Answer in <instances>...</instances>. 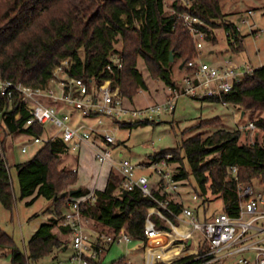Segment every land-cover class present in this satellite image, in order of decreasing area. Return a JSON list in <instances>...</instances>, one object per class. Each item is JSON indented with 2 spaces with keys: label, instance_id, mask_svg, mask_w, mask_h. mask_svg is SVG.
Masks as SVG:
<instances>
[{
  "label": "trees",
  "instance_id": "trees-1",
  "mask_svg": "<svg viewBox=\"0 0 264 264\" xmlns=\"http://www.w3.org/2000/svg\"><path fill=\"white\" fill-rule=\"evenodd\" d=\"M166 0H0V76L17 84L30 87H44L51 79L55 68L65 60L72 62L67 69L73 77H83L98 84L112 79L121 94L129 102L141 90L149 86L138 69L143 60L149 75L161 80L167 87L176 86L174 61L179 60L180 72L191 71L188 62L196 59V41L184 26L181 13L188 12L199 17L211 27H223L228 44H237L236 51L243 48V36L237 25L222 11L220 0H172L173 13L166 15ZM204 28V26H202ZM208 30V29H207ZM209 35L212 32L209 31ZM211 37H208V39ZM216 41L215 38H213ZM121 42L122 49L116 48ZM83 51V54H81ZM122 59L121 67L112 66L110 54ZM173 53L174 60H170ZM184 64L181 69L180 66ZM231 103L244 111L264 112V65L252 75H247L235 91L222 99H208ZM19 114V115H18ZM29 113L19 109V97L13 99L0 92V131L3 148L7 138L17 133L40 136L44 128L37 123L26 126ZM257 129L263 131L260 142L239 144L240 131L210 129L220 124L219 118L201 120L195 127L202 131L179 142L176 148L162 150L152 156V164L166 160L179 162L182 166L173 179L180 181L193 178L196 193L204 198L208 192L220 195L224 210L237 216L240 210L239 184L264 181V116L253 117ZM144 121L141 123H148ZM122 126H131L121 123ZM67 147L59 140L41 145L36 154L16 165L21 197L37 192L53 201L57 214L65 205L80 202L82 215L92 222L100 235H117L120 229L138 242H145V223L149 216L158 230H167L168 220L174 225L180 223L183 205L167 199V193L151 189V195L140 190L121 193L123 176L111 171L104 189L94 191V199L88 198L81 189L76 194L58 197L78 181V173L59 169L61 156ZM5 155V152H4ZM237 169L236 175L233 169ZM264 183V182H263ZM209 184V185H208ZM206 199L196 209L200 221L212 217L207 214ZM0 202L8 209L14 206L13 182L6 156L0 153ZM160 202L167 203L161 211L166 218L149 209ZM57 219L53 217L42 224L29 241V256L26 258L20 248L0 233V249H10L12 264H28L30 259H40L63 246L58 234L53 231ZM91 227V228H92ZM64 234L72 229L69 225L60 227ZM101 240V237H99ZM199 254L209 249L203 238L198 246ZM96 258L86 257L88 264H103V250L95 247ZM195 256L186 257L173 264H197ZM205 260V259H204ZM115 264V263H114ZM116 264H123L118 262ZM156 264H167L158 262ZM219 264V263H212Z\"/></svg>",
  "mask_w": 264,
  "mask_h": 264
},
{
  "label": "built area",
  "instance_id": "built-area-1",
  "mask_svg": "<svg viewBox=\"0 0 264 264\" xmlns=\"http://www.w3.org/2000/svg\"><path fill=\"white\" fill-rule=\"evenodd\" d=\"M255 14V10L250 9L245 16H240L239 21L247 24L251 33L258 36L264 32V29L258 28L257 24L252 22ZM262 14H264V8ZM180 18L192 34L196 46L200 47L207 41L208 30L212 32L210 25L188 12L181 13ZM225 34L227 35L226 32ZM232 45L235 48L238 47L234 40ZM198 47L196 59L187 64V68L191 71L185 72L177 79L175 87H168L171 98H166L161 104L141 109H128L124 106V97L112 79H105L95 84L86 81L83 77L70 76L67 69L71 65L64 69V61L55 68L51 79L44 87L17 84L0 76L1 94L10 99L18 96L20 111L29 113L26 126L37 123L44 128L43 135L30 137L29 143L24 144L21 151L26 153L31 147L39 148L46 142L59 140L70 150H79L84 145H90L100 164L112 163L114 162L112 147L118 146L119 143L115 135L111 133L106 118L127 123V120L123 121V118L126 114H131L133 117L141 116L145 121H149L155 115H159L163 109H173L174 99L180 96H190L197 100L222 99L224 95L235 91L244 78L252 75L258 68L249 58H238L240 52L229 44L228 51H225V58L216 64L204 61ZM109 61L108 69L110 70L112 66H122L121 57L115 53L110 54ZM60 113L63 114L62 117ZM52 128L57 129L58 132L53 133ZM246 128L255 129L254 121H250ZM0 153L2 157L5 156L1 131ZM118 167L123 176V188L127 191L140 190L145 195H151L148 176L137 172L140 166L123 158L118 162ZM233 173L236 175V168L233 169ZM88 198L94 199V193ZM239 199L240 210L237 216L224 211L208 221L198 220L193 210L184 208L179 217L180 226L185 227L184 231L178 232L176 228L179 226H175L168 220L169 227H172L176 235L171 240H169L173 236L169 233L171 231L158 230L148 216L145 223L146 241L141 242L145 252V264L177 262L174 250L169 252L172 259L163 258L156 253V250L169 251L166 247L174 240L182 241L183 246L187 245L184 241L188 243L191 240L190 244L198 247L196 232L202 234L209 249L204 254L200 255L199 251H196L193 255H184L183 258L195 256L194 260L203 259L197 264H264V191L257 188L254 183H240ZM166 207L167 203L160 202L156 207L149 209V215L156 213L166 218L161 211ZM245 216H249V219H245ZM83 220L80 202H71L70 209L65 214L64 223L72 229L73 247L76 252L74 258L82 264H88L87 256L97 257L95 247L100 246V238L95 239L87 232ZM162 235L167 236L166 243L161 240ZM99 237L109 244H128L133 240L125 228L120 229L117 235H100ZM123 264H131V261L127 260Z\"/></svg>",
  "mask_w": 264,
  "mask_h": 264
},
{
  "label": "rangeland",
  "instance_id": "rangeland-1",
  "mask_svg": "<svg viewBox=\"0 0 264 264\" xmlns=\"http://www.w3.org/2000/svg\"><path fill=\"white\" fill-rule=\"evenodd\" d=\"M171 3L172 0H166V15L173 13ZM220 3L222 11L237 25L241 35L244 37L243 48L240 50L242 52L238 58L246 59L248 57L255 67L264 65V32L256 36L251 33L247 24L239 21L240 16H245L248 10L253 9L256 14L253 16L252 22H255L258 28L264 29V14H262L264 0H220ZM211 28L212 35H209L211 39H207L200 47H197L201 51V58L204 61L210 64H216L225 58V51H228V41L225 31L221 26L215 27L214 29L213 27ZM116 48L122 49V43H117ZM210 51H213V53ZM256 52H259V55ZM81 54H83V51H81ZM71 64V61L65 60L63 64L64 69ZM178 64L179 60L174 61L173 70L176 80L184 74L177 69ZM138 69L143 74L149 89L139 91L133 102H129L124 98V106L126 108L141 109L143 107L161 104L166 98H171L169 97L170 91L165 83L161 80L151 78L141 59L138 61ZM173 106L174 108L171 110L163 109L159 115H155L148 123H141L145 121L141 116L133 117L131 114H126L123 118V121L127 120V123L131 124V126H122L120 122L106 118L105 120L108 123L107 125L111 133L115 135L119 143L118 146L112 147L114 153L113 159L118 161L127 158L134 165L140 166L137 172L148 176L151 189H159L163 193H167L168 200L180 203L184 208H189L195 212L198 206L202 209L204 206L202 202L206 199L208 216H215L225 211L223 199L220 195H215L208 189L206 196L199 198L195 190L196 183L192 177L180 181L173 180L174 173H177L179 167L182 166L179 162L168 163L164 160L160 163L152 164V156L162 150L176 148L182 140L206 131L196 128L195 125L201 120L213 118H219L220 124L212 127L210 131L218 129H225L231 132L240 131L239 144H253L256 140L261 142L263 131L257 128L251 130L246 127L250 121H254L255 118L253 117L264 116V112H256L255 115H251L250 111H244L231 103L224 104L208 99L197 100L190 96H180L174 99ZM59 115L60 117L63 116L62 113ZM51 131L53 133L58 132L54 128ZM6 143L4 152L12 176L14 206L10 210L0 202V233H4L7 237H10L27 258L29 256V241L39 227L49 222L53 217L57 219L53 231L61 234V238L64 239V234L60 230V223L63 221V216L57 214L52 200L43 196L37 197V192L32 196L21 197L16 165L20 162L30 160L36 154L38 147H31L28 152L23 153L21 151L22 146L29 143V136L21 133L9 136ZM82 151L83 148L70 150L69 153L67 152V155L63 153L58 168L73 171L74 167L79 169V171L77 170L78 181L70 188H81L89 193L105 186L108 178L106 168L109 163L105 165V171H103V165H100L95 160L92 151L85 153L79 162L77 157ZM119 153L123 155L119 156ZM111 171L118 173V169L115 166L112 167ZM263 182L256 181L254 184H256L257 188L264 191ZM67 210L68 207L64 205L61 209V214H65ZM245 219H249V216H245ZM180 223L175 226H180ZM85 225L91 228L92 222L88 220V223H85ZM164 232L168 231L164 230ZM169 233L173 235L169 240L172 237H176L174 231L171 230ZM195 234L197 246H199L201 239L203 240V236L199 232ZM66 237V240H62L63 245L71 238L67 248H56L52 253L40 259H30L28 264H78L77 261L71 260L74 254L73 234L72 236ZM184 242L187 245H181L183 242L178 240H174L171 243V245L178 247L176 250L177 253L175 252V261L182 259L184 255H193L196 251H199L198 247L192 244L188 246V243L186 241ZM124 254L125 244H115L106 255L103 254V264H113L120 260ZM136 255L142 258L143 251L138 252ZM120 262L122 263L123 261L121 260ZM0 264H12L10 249H0ZM134 264L142 263L136 262Z\"/></svg>",
  "mask_w": 264,
  "mask_h": 264
},
{
  "label": "crops",
  "instance_id": "crops-1",
  "mask_svg": "<svg viewBox=\"0 0 264 264\" xmlns=\"http://www.w3.org/2000/svg\"><path fill=\"white\" fill-rule=\"evenodd\" d=\"M211 53H213V51H210ZM242 51H240V53H241ZM256 54L257 55H259V52H256ZM248 58V57H247ZM244 59V58H243ZM75 116H77V115H75ZM83 151L80 153V155L77 157L78 158V160H79V162H80V160H81V157H84V154L85 153H88V152H90V151H92L93 153H92V155H93V157L95 158V154H94V150H93V148L90 146V145H84L83 147ZM67 149V151L65 152L66 154L65 155H67L69 152H70V149L67 147L66 148ZM87 150H89V151H87ZM68 152V153H67ZM123 154L122 153H119V156H122ZM95 160H96V158H95ZM97 161V160H96ZM120 160H114V162H112V163H110L109 162V165H108V167L106 168L107 170V176L109 175V173L111 172V169H112V167L113 166H115L117 169H118V172L120 173V171H119V167H118V162H119ZM98 162V161H97ZM99 163V162H98ZM107 163H105V164H100V165H103V171H105V165H106ZM74 170H78L79 171V169H76L75 167H74ZM139 174V173H138ZM106 185V184H105ZM105 187V186H104ZM104 187L103 188H99V189H104ZM95 190H97V189H95ZM94 190V191H95ZM94 191H92V192H89V194H88V196L90 195V194H92V193H94ZM69 210V209H68ZM67 210V211H68ZM195 214H196V211L194 212ZM196 216H197V214H196ZM86 221V222H85ZM85 223H88V219H86L85 217H84V220H83V224H84V227L86 228V230H87V232L93 237V238H99V236H100V234H98V231H96L95 229H93V228H90L89 226H87V225H85ZM65 225V223H64V220L62 221V223H60V226H64ZM55 228V227H54ZM55 233H57V232H55ZM58 234V237L61 239V240H66L65 239V237L66 236H72V232L71 233H69V234H64L63 236H64V239H62L61 238V234H59V233H57ZM66 235V236H65ZM67 238V237H66ZM69 238V237H68ZM70 241H71V238H69V240H68V242L67 243H65L62 247L63 248H67V245L70 243ZM188 244H190L189 243V241H188ZM115 244H109V243H106L105 241H102V238H101V240H100V246L102 247V250H103V254L104 255H106V253L108 252V251H110V249H112V247L114 246ZM169 245H171V244H169ZM168 245V246H169ZM174 247V248H173ZM74 248V247H73ZM178 249V247L177 246H169V250H174L176 253H177V250ZM140 251H143V257L142 258H140L138 255H136L138 252H140ZM161 251H165V253L167 254V255H165L164 256V258H166V259H172V257H170V254H169V252L168 251H166V250H164V249H161ZM179 252V251H178ZM75 249H74V254H73V256L71 257V260H73V261H77L78 262V264H82V263H80L78 260H76L75 258H74V255H75ZM168 256V257H167ZM105 257V256H104ZM176 258V257H175ZM123 261V263L124 262H126L127 260H130L131 261V264H134V263H142V264H145V252H144V250H143V247H142V245H141V242H138V241H135V240H132V242L131 243H128V244H125V254L120 258V260H118L117 262H115V263H118V262H120V261ZM132 261H133V263H132ZM114 264V263H113Z\"/></svg>",
  "mask_w": 264,
  "mask_h": 264
},
{
  "label": "water",
  "instance_id": "water-1",
  "mask_svg": "<svg viewBox=\"0 0 264 264\" xmlns=\"http://www.w3.org/2000/svg\"><path fill=\"white\" fill-rule=\"evenodd\" d=\"M170 60H171V61L174 60L173 53H171V55H170ZM183 67H184V64H182V65L180 66L181 69H182ZM80 190H81L80 188H76V189H71V190H69V191H65V192H63L61 195H56V196H55V199H57L58 197H66V196H68V195L72 196V195L76 194L77 192H79ZM127 192H128L127 189H125V188H122V189H121V193H122L123 195L126 194ZM167 230H168V231H171V230H172V227H168ZM189 243H191L190 240H189Z\"/></svg>",
  "mask_w": 264,
  "mask_h": 264
},
{
  "label": "bare ground",
  "instance_id": "bare-ground-1",
  "mask_svg": "<svg viewBox=\"0 0 264 264\" xmlns=\"http://www.w3.org/2000/svg\"><path fill=\"white\" fill-rule=\"evenodd\" d=\"M176 230L178 231V232H181V231H184L185 230V227H183V226H179V227H177L176 228ZM161 240L164 242V243H166L167 242V236H165V235H162L161 236ZM169 246H173V245H169ZM169 246H167L166 248H168L169 249ZM174 248V247H173ZM167 251V250H166ZM171 250H169L168 252H170ZM156 253L157 254H160L163 258H164V256L165 255H167L166 253H165V251H161V249H157L156 250ZM150 257H151V255H150ZM168 257V256H167Z\"/></svg>",
  "mask_w": 264,
  "mask_h": 264
}]
</instances>
